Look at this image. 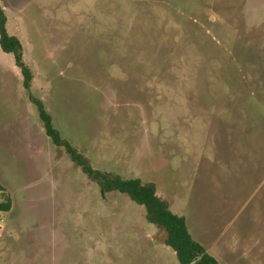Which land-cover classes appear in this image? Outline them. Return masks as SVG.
<instances>
[{"label": "rangeland", "instance_id": "1", "mask_svg": "<svg viewBox=\"0 0 264 264\" xmlns=\"http://www.w3.org/2000/svg\"><path fill=\"white\" fill-rule=\"evenodd\" d=\"M61 136L156 185L219 264H264V0H0ZM0 264H179L45 133L0 48Z\"/></svg>", "mask_w": 264, "mask_h": 264}, {"label": "trees", "instance_id": "2", "mask_svg": "<svg viewBox=\"0 0 264 264\" xmlns=\"http://www.w3.org/2000/svg\"><path fill=\"white\" fill-rule=\"evenodd\" d=\"M0 48L14 56L15 64L23 76V87L28 92V99L33 103L43 123L45 133L52 142L65 149L70 159L82 171L96 182L102 194L119 192L127 195L132 202L144 207L146 219L163 230L162 242L176 254L179 264H219L206 249L196 241L189 232L183 217L175 214L166 199L161 197L153 183H143L137 178H123L119 175L95 170L89 159L69 141L61 136L54 126L53 118L47 111L44 102L31 93L34 74L24 60V49L21 40L8 31V16L0 1ZM10 210V200L0 203V211Z\"/></svg>", "mask_w": 264, "mask_h": 264}]
</instances>
